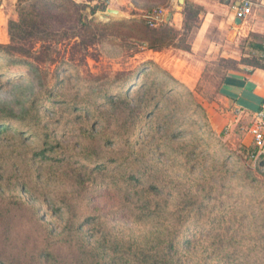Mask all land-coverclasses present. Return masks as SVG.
I'll list each match as a JSON object with an SVG mask.
<instances>
[{
	"label": "rangeland",
	"instance_id": "374dc122",
	"mask_svg": "<svg viewBox=\"0 0 264 264\" xmlns=\"http://www.w3.org/2000/svg\"><path fill=\"white\" fill-rule=\"evenodd\" d=\"M20 1L0 0V45L9 44L8 23L17 21ZM72 1L96 23L124 20L106 15L102 0ZM115 29L87 40L86 49L76 39L52 42L54 64L38 63L35 71L0 51V120L10 124L0 135V255L13 260L34 244L40 218L60 232L68 217L79 223L105 214L114 233L142 235V226L125 229L116 214L127 204L116 190L135 175L163 187L161 213L170 230V214L184 216L175 244L186 239L196 247L184 254L185 264H264V164L243 152L253 148L241 133L214 134L208 124L207 104L235 66L208 63L189 95L161 74L167 71L155 56ZM187 40L183 33L159 52L188 51ZM45 140L59 149L49 160L34 159Z\"/></svg>",
	"mask_w": 264,
	"mask_h": 264
},
{
	"label": "trees",
	"instance_id": "16d2710c",
	"mask_svg": "<svg viewBox=\"0 0 264 264\" xmlns=\"http://www.w3.org/2000/svg\"><path fill=\"white\" fill-rule=\"evenodd\" d=\"M85 8L72 0L20 1L17 7V21L8 23L9 44L0 45V51L11 57L14 62L26 63L32 71H35V69L38 70V63L43 62L47 66L54 64L51 44L58 40L76 39L78 41L76 45L86 49L89 44L87 40L94 41L101 36L99 33L111 32L116 28L115 34L122 40H133L139 48L159 52L170 47L174 38L178 36V33L168 24L162 23L157 28H151L144 18L96 23L83 15L82 10ZM103 10L102 8L101 11ZM96 11V8L91 9L90 15L95 14ZM184 16L186 28L194 15L192 11H185ZM56 26L60 29V33L54 31ZM34 43L40 45L37 50L33 47ZM229 63L235 66V63ZM64 64V60L60 62V65ZM151 65V62L142 65L141 71L143 72L147 66ZM161 74L168 76L170 81L180 85L182 89L187 90V94L191 95L190 90L168 72L162 71ZM130 94L131 91H128V95ZM9 126V123L0 120V135ZM58 149L59 144L49 145L45 140L36 149L33 157L34 159L39 157L42 161L49 160ZM243 152L251 158L257 157L260 165L264 164V156L258 155V150ZM56 162L60 163L61 160ZM104 168L98 167L97 170H104ZM111 180V184L113 182L116 184V176H112ZM128 181L123 191L116 190L118 194L126 198L127 202L116 214L122 215V218L126 220L128 227L125 229L142 226L141 228L145 229L142 235L126 238L120 232L114 233L111 229H107L109 220L105 214L103 217L95 214L88 215L79 223L75 222L70 215L71 218L68 217L65 220V226L60 232H56L52 227L50 229L43 218H40V223L36 225L37 237L34 244L23 245L16 259L13 260L0 255V264H185L184 254L195 253L196 247L193 245V240L185 239L180 248L175 244L176 226L182 223L184 216L180 213L170 214V218L173 217L175 231L170 230L166 225L168 216L161 213V208L165 207L161 197L163 187L145 182L143 178L135 175H129ZM22 187L26 188L27 185L23 184ZM80 188L83 189V187ZM179 205L180 203L177 202L175 209H179ZM190 205L192 206L193 203ZM56 210L60 212L59 208ZM111 212H106L107 217H110ZM88 225L92 228L84 231V227Z\"/></svg>",
	"mask_w": 264,
	"mask_h": 264
},
{
	"label": "crops",
	"instance_id": "0c3cea01",
	"mask_svg": "<svg viewBox=\"0 0 264 264\" xmlns=\"http://www.w3.org/2000/svg\"><path fill=\"white\" fill-rule=\"evenodd\" d=\"M179 1L102 0L109 5L107 10L116 11L124 19H142L153 10H162L163 23L173 28L178 37L187 33L188 51L169 48L148 53L191 91L208 63L218 60L235 63V69L220 79L214 101L207 104L208 122L218 134L235 129L242 134V144H249L256 151L249 129L255 114L264 106V61L261 59L264 0H248L252 9L243 20L235 16L241 0H182V4ZM185 11H192L194 15L188 23L194 25L190 32L183 30ZM258 155L264 156V147Z\"/></svg>",
	"mask_w": 264,
	"mask_h": 264
},
{
	"label": "built area",
	"instance_id": "2783aa9c",
	"mask_svg": "<svg viewBox=\"0 0 264 264\" xmlns=\"http://www.w3.org/2000/svg\"><path fill=\"white\" fill-rule=\"evenodd\" d=\"M251 9L252 3L250 1L241 0L240 5L235 12L236 18L240 20L245 19L250 15ZM143 18L149 27L157 28L163 23V11L153 10ZM261 59L264 61V45L262 48ZM249 134L252 136L254 147L261 152L264 147V106L255 114L249 129Z\"/></svg>",
	"mask_w": 264,
	"mask_h": 264
},
{
	"label": "water",
	"instance_id": "95a60500",
	"mask_svg": "<svg viewBox=\"0 0 264 264\" xmlns=\"http://www.w3.org/2000/svg\"><path fill=\"white\" fill-rule=\"evenodd\" d=\"M179 3L182 4V0H180ZM109 14H114V15H116L117 12H116V11H113V10H107V11H106V15H109Z\"/></svg>",
	"mask_w": 264,
	"mask_h": 264
},
{
	"label": "bare ground",
	"instance_id": "6f19581e",
	"mask_svg": "<svg viewBox=\"0 0 264 264\" xmlns=\"http://www.w3.org/2000/svg\"><path fill=\"white\" fill-rule=\"evenodd\" d=\"M117 15V14H116Z\"/></svg>",
	"mask_w": 264,
	"mask_h": 264
}]
</instances>
